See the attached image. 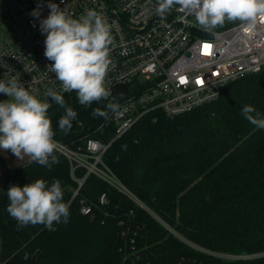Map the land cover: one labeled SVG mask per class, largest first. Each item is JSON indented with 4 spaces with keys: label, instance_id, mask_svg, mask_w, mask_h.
<instances>
[{
    "label": "trees",
    "instance_id": "1",
    "mask_svg": "<svg viewBox=\"0 0 264 264\" xmlns=\"http://www.w3.org/2000/svg\"><path fill=\"white\" fill-rule=\"evenodd\" d=\"M63 96L77 117L61 131L64 108L52 101L54 138L73 148L88 138L110 143L106 164L190 243L97 176L73 197L86 170L74 177L69 159L56 151L59 162L50 169L30 161L0 177V264H264V128L242 115L252 105L264 117V69L228 83L216 100L189 113H150L119 137L92 115L107 100L84 106L75 91ZM37 179L49 186L59 180L69 206L67 222L61 218L51 230L18 228L6 210L10 186ZM82 200L93 205L92 214L82 213Z\"/></svg>",
    "mask_w": 264,
    "mask_h": 264
},
{
    "label": "built area",
    "instance_id": "2",
    "mask_svg": "<svg viewBox=\"0 0 264 264\" xmlns=\"http://www.w3.org/2000/svg\"><path fill=\"white\" fill-rule=\"evenodd\" d=\"M6 1L26 19L29 36L18 45L0 39V80L16 77L41 97L50 89L62 95L72 93L62 92L61 82L51 71L53 62L45 56L47 34L42 33L40 22L50 13L49 3L58 4L74 18L86 9H95L108 18L113 37L108 99L118 100L121 108L116 114L110 112L106 124L114 126L116 137L153 112L170 116L189 113L216 100L228 83L264 69V21L258 20L255 27L226 21L222 27L204 31L194 16L175 9L161 20L154 13L156 0ZM38 5L40 15L36 17L32 12ZM205 45L210 47L206 50ZM6 97L0 93V100ZM48 99L51 104L53 100ZM55 140L57 151L69 159L74 177L76 170H86L83 178L76 179L79 187L73 197L94 175L135 202L140 201L106 164L104 156L110 143L88 138L84 146L73 148ZM107 201L104 194L101 202ZM82 203V213L92 214L93 205L84 200Z\"/></svg>",
    "mask_w": 264,
    "mask_h": 264
},
{
    "label": "clouds",
    "instance_id": "3",
    "mask_svg": "<svg viewBox=\"0 0 264 264\" xmlns=\"http://www.w3.org/2000/svg\"><path fill=\"white\" fill-rule=\"evenodd\" d=\"M48 7L50 13L41 20L40 28L47 34L45 56L53 62L51 71L61 82L62 92L75 91L84 106L108 100L104 109L96 108L92 112L93 116L108 119L110 112L116 114L121 108L118 100L108 99L111 96L107 75L112 63V24L95 9H86L79 18H74L56 3L50 2ZM174 9L194 16L204 31L222 27L226 21H241L252 27L258 20L264 21V0H156L154 13L164 20ZM32 15L39 17V5ZM0 93L9 97L0 101V149L11 150L18 159L28 157L50 169L59 160L55 154L58 144L52 119L48 115L51 107L48 98L64 108L59 119L61 131L71 130L77 112L66 106L60 92L50 89L41 97L16 77L0 80ZM242 115L257 128H264V117L252 105H245ZM63 195L59 180L50 186L44 179L23 186L12 185L7 191L6 210L18 222V228L42 224L51 230L61 218L67 222L69 206Z\"/></svg>",
    "mask_w": 264,
    "mask_h": 264
},
{
    "label": "rangeland",
    "instance_id": "4",
    "mask_svg": "<svg viewBox=\"0 0 264 264\" xmlns=\"http://www.w3.org/2000/svg\"><path fill=\"white\" fill-rule=\"evenodd\" d=\"M27 21L23 17L22 13L14 8L6 0H0V39L7 38L14 45H18L19 42L24 41L28 38L27 32ZM9 97L1 99L0 101L6 100ZM7 152L11 153V150L0 149V167L3 165V160L1 159L2 155H5ZM6 161V160H5ZM133 200V199H132ZM134 201V200H133ZM135 202V201H134ZM136 205L146 209L157 221H159L166 229L171 233L177 236L179 239L184 240V236L176 231L172 226H170L165 220L150 209L143 201L135 202ZM181 237H179L178 235ZM186 242V241H185ZM205 249V248H204ZM213 255L224 257V258H241L242 255H229L225 253L213 252L210 250H205Z\"/></svg>",
    "mask_w": 264,
    "mask_h": 264
},
{
    "label": "crops",
    "instance_id": "5",
    "mask_svg": "<svg viewBox=\"0 0 264 264\" xmlns=\"http://www.w3.org/2000/svg\"><path fill=\"white\" fill-rule=\"evenodd\" d=\"M1 159L3 160V165L0 167V177L7 171V169H12L16 166L30 162L31 160L28 157L23 159H18L12 152H7L5 155H2ZM6 160V161H5Z\"/></svg>",
    "mask_w": 264,
    "mask_h": 264
},
{
    "label": "snow or ice",
    "instance_id": "6",
    "mask_svg": "<svg viewBox=\"0 0 264 264\" xmlns=\"http://www.w3.org/2000/svg\"><path fill=\"white\" fill-rule=\"evenodd\" d=\"M210 46L209 45H205L204 48L207 50Z\"/></svg>",
    "mask_w": 264,
    "mask_h": 264
},
{
    "label": "water",
    "instance_id": "7",
    "mask_svg": "<svg viewBox=\"0 0 264 264\" xmlns=\"http://www.w3.org/2000/svg\"><path fill=\"white\" fill-rule=\"evenodd\" d=\"M209 36H211V34H209Z\"/></svg>",
    "mask_w": 264,
    "mask_h": 264
}]
</instances>
